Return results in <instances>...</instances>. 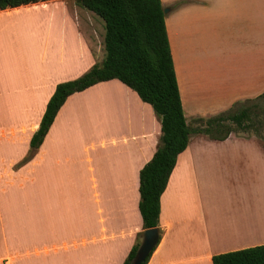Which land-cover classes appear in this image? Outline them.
I'll return each instance as SVG.
<instances>
[{"label": "crops", "instance_id": "crops-1", "mask_svg": "<svg viewBox=\"0 0 264 264\" xmlns=\"http://www.w3.org/2000/svg\"><path fill=\"white\" fill-rule=\"evenodd\" d=\"M161 4L190 129L264 94V0ZM20 16L34 18L23 31ZM18 33L26 36L19 45ZM104 33L75 0L0 11V264H123L142 230L139 172L156 151L160 122L119 81L69 96L16 167L56 85L102 62ZM259 142L190 135L161 195L147 264H212V256L264 245Z\"/></svg>", "mask_w": 264, "mask_h": 264}, {"label": "trees", "instance_id": "trees-1", "mask_svg": "<svg viewBox=\"0 0 264 264\" xmlns=\"http://www.w3.org/2000/svg\"><path fill=\"white\" fill-rule=\"evenodd\" d=\"M51 0H0V11ZM75 4L97 16L104 24V58L78 79L56 85L37 131L30 140V152L16 167L25 164L39 148L55 116L74 93L98 83L117 80L149 105L160 122V139L151 160L139 172L138 209L142 230L123 264H131L146 230L159 234L160 198L176 160L187 147L192 133L223 140L230 134L252 132L264 143V94L250 106H242L208 119L202 127L190 129L184 118L161 0H75ZM252 100L245 101L251 102ZM263 114L262 121L258 114ZM234 126L235 129L232 128ZM249 138V137H246ZM141 263L147 264L153 251ZM212 264H264V245L212 256Z\"/></svg>", "mask_w": 264, "mask_h": 264}, {"label": "rangeland", "instance_id": "rangeland-1", "mask_svg": "<svg viewBox=\"0 0 264 264\" xmlns=\"http://www.w3.org/2000/svg\"><path fill=\"white\" fill-rule=\"evenodd\" d=\"M39 11V10H38ZM85 11V10H84ZM28 13H30V12H21L20 13V15H23V14H28ZM12 16H14V15H12ZM22 19H23V21L22 22H25V23H20V24H18L17 25V28L18 29H21L22 31H23V29L24 28H26L27 26H28V23L30 22V21H32V20H34V18H33V16L32 17H28V16H20ZM103 23V22H102ZM104 25V24H103ZM4 26H7L6 24H4ZM85 35L87 36V38H89V35H88V33H86V31H85ZM16 40L14 41L15 42V44H17V45H19V44H22V43H24V41L26 40V36H24V34H17L16 36ZM90 42H91V44H92V41H91V39H90ZM93 45V44H92ZM18 47V46H17ZM102 54H103V58H104V50H103V52H102ZM101 55V54H100ZM103 60V59H102ZM78 79V78H77ZM75 80V79H74ZM252 103H254V100H252L251 102H244L243 103V105L241 104V105H238V106H236L235 108H234V111L235 110H237V109H239V108H241L242 106H250ZM258 120H260V121H262V119H263V114L262 113H259L258 114ZM199 127H202V125L201 124H199V123H197L196 122V126H195V128H199ZM190 128H193V127H190ZM194 128V129H195ZM232 128L233 129H235L234 128V126H232ZM261 133H264V129L261 131ZM234 135H237V136H240V137H249V138H252L253 137V134H252V132H248V133H246V134H243V133H237L236 131H235V133H234ZM260 141V140H259ZM260 144H261V146L264 148V143L262 142V141H260L259 142ZM30 152V151H29ZM29 154V153H28ZM28 154L26 155V156H28ZM25 156V157H26ZM24 157V158H25ZM32 157V155L30 156V158ZM23 158V159H24ZM29 158V159H30ZM22 159V160H23ZM29 159H28V161H29ZM21 160V161H22ZM27 161V162H28ZM26 162V163H27ZM24 165V164H23ZM247 195H249V194H247ZM229 196H231V201L234 199V201L235 200H237V194H232V193H230L229 194ZM239 198V197H238Z\"/></svg>", "mask_w": 264, "mask_h": 264}, {"label": "water", "instance_id": "water-1", "mask_svg": "<svg viewBox=\"0 0 264 264\" xmlns=\"http://www.w3.org/2000/svg\"><path fill=\"white\" fill-rule=\"evenodd\" d=\"M164 14L168 11L164 10ZM159 241V232L157 229L146 230L142 234L140 245L135 253L131 264H141L156 247Z\"/></svg>", "mask_w": 264, "mask_h": 264}]
</instances>
